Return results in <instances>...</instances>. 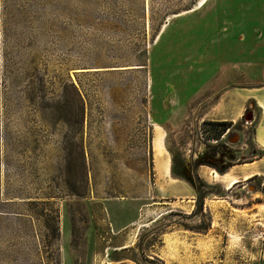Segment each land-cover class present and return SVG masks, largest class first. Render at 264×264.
Returning a JSON list of instances; mask_svg holds the SVG:
<instances>
[{"label": "rangeland", "instance_id": "1", "mask_svg": "<svg viewBox=\"0 0 264 264\" xmlns=\"http://www.w3.org/2000/svg\"><path fill=\"white\" fill-rule=\"evenodd\" d=\"M200 1L0 0V264H264V219L207 211L261 152L264 0Z\"/></svg>", "mask_w": 264, "mask_h": 264}, {"label": "crops", "instance_id": "2", "mask_svg": "<svg viewBox=\"0 0 264 264\" xmlns=\"http://www.w3.org/2000/svg\"><path fill=\"white\" fill-rule=\"evenodd\" d=\"M241 97H244V102H242L244 103L243 105L244 108H243L242 113L238 117V119H242L244 117V114L247 109V104H249L250 100H253L259 107L260 115L259 117H257V115L255 114V117H254L255 119H258V124H257L256 131L254 134L255 135L254 140H255L257 147L261 150H264V142L260 140L261 135L264 139V88L251 89L250 91L248 90L247 92L242 93ZM262 104L263 106H261ZM160 173L163 174L164 176H167L169 174V172H163V173L160 172ZM215 177L220 180V182L223 184L227 192V195L222 200V202L225 204L223 205L219 204L221 201L219 199L211 200V203L207 207V211L211 212L214 217H217L220 215L227 217L229 215L232 218L231 220H235L236 222H238V217H240L242 218L241 220L243 222H249L250 224H253L254 220H256L258 224V222H261L264 219V157L261 159L256 158L252 162H247L241 165L233 166L228 171L222 173L221 176L216 174ZM256 179L262 180V191H260L259 193L257 189L252 188L251 186L252 181ZM241 183H246L248 185V188H250L249 189L250 193L253 196H255L252 199H257L256 197H259V194H260L263 201L252 202V203L244 202L243 205L238 206V193L236 196L234 193V190ZM185 196L188 197V195H185ZM215 198L217 197L215 196ZM239 200H243V199L239 198ZM221 206H223V209L220 210ZM238 207L241 208L242 210L241 214H238V212H232V210L238 211ZM229 209H232V210L229 211ZM123 212L121 211L118 212V216L114 223L108 218H106L105 221L109 223L112 229L113 235L115 234V231H116V233H122L125 239L130 236V234L124 236V234L127 233L126 230L129 229V227L132 226V224H135L136 222L133 223L131 221H128V222L120 221L118 223V220H121ZM141 221H142L141 219L138 220V222H141ZM230 230H232V228H230ZM210 231H212V229H209L206 237L210 236ZM126 247L128 246H119L118 248H126ZM211 248L212 250H214V243L211 244ZM211 254L214 255V251H212Z\"/></svg>", "mask_w": 264, "mask_h": 264}, {"label": "bare ground", "instance_id": "3", "mask_svg": "<svg viewBox=\"0 0 264 264\" xmlns=\"http://www.w3.org/2000/svg\"><path fill=\"white\" fill-rule=\"evenodd\" d=\"M204 1L205 0L200 1L199 7L204 4ZM261 106H263V104ZM164 140H165L164 135L161 132L157 131V136L155 138L154 146H153L154 147V157L156 160V167L162 173L170 172V165H169V160L167 159L168 156L165 150ZM260 140L264 142L262 135L260 136Z\"/></svg>", "mask_w": 264, "mask_h": 264}, {"label": "trees", "instance_id": "4", "mask_svg": "<svg viewBox=\"0 0 264 264\" xmlns=\"http://www.w3.org/2000/svg\"><path fill=\"white\" fill-rule=\"evenodd\" d=\"M215 129L220 128L218 130L217 134L215 135V139L219 140L224 133L227 132V130H230V128L233 126V122H212L210 123ZM264 157V150H261L260 154L258 155V159H261ZM251 160L250 162H252ZM225 170H221L220 172L223 173ZM203 203L200 204V207L203 208Z\"/></svg>", "mask_w": 264, "mask_h": 264}, {"label": "flooded vegetation", "instance_id": "5", "mask_svg": "<svg viewBox=\"0 0 264 264\" xmlns=\"http://www.w3.org/2000/svg\"><path fill=\"white\" fill-rule=\"evenodd\" d=\"M215 156V155H214ZM208 158H210L209 157V153L208 154H205L204 156H202L201 158H197V161H203V160H205V159H208ZM202 159V160H201ZM211 159H213L214 160V157L212 158L211 157ZM225 156H224V154H222L221 155V157H220V159H218V160H216V163L215 162H210V164H213V165H218V166H216L217 168H219L220 166H224L225 165ZM202 166V164L199 166V167H201ZM212 166V165H211ZM227 166V165H226ZM225 166V167H226ZM224 168V167H223ZM186 178H190L191 176H190V174L189 173H186L185 175H184ZM191 179V181H192V178H190Z\"/></svg>", "mask_w": 264, "mask_h": 264}, {"label": "water", "instance_id": "6", "mask_svg": "<svg viewBox=\"0 0 264 264\" xmlns=\"http://www.w3.org/2000/svg\"><path fill=\"white\" fill-rule=\"evenodd\" d=\"M188 181L192 182L190 178H187Z\"/></svg>", "mask_w": 264, "mask_h": 264}]
</instances>
